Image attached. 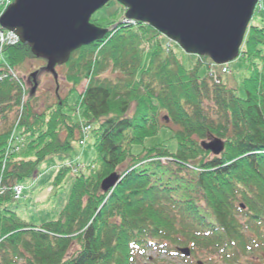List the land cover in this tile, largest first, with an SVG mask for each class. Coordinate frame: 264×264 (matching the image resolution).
<instances>
[{"label":"trees","instance_id":"obj_1","mask_svg":"<svg viewBox=\"0 0 264 264\" xmlns=\"http://www.w3.org/2000/svg\"><path fill=\"white\" fill-rule=\"evenodd\" d=\"M124 11L93 23L114 26ZM171 46L148 25L120 24L71 55L67 81L88 80L80 117L97 123L98 168L75 176L59 218L40 226L19 215L13 189L47 157L69 152L80 124L64 112L66 102L40 112L35 95L23 102L16 82L0 83V264H135L149 249L214 254L210 264H264V23L250 24L240 50L243 97L202 71L206 58L187 68ZM3 54L14 69L35 58L21 43ZM15 125L26 147L5 160L2 174ZM165 130L173 150L160 143L133 153ZM209 137L225 142L219 156L203 149ZM114 173L121 181L104 192Z\"/></svg>","mask_w":264,"mask_h":264},{"label":"water","instance_id":"obj_2","mask_svg":"<svg viewBox=\"0 0 264 264\" xmlns=\"http://www.w3.org/2000/svg\"><path fill=\"white\" fill-rule=\"evenodd\" d=\"M110 2L125 8L127 20L149 25L185 53L225 65L239 58L258 0H15L0 17V26L15 32L56 75L55 67L67 64L75 51L104 40L122 24L104 29L91 22ZM202 147L218 156L225 144L209 137ZM119 181L118 174L110 175L102 190L114 189ZM179 252L190 255L189 249Z\"/></svg>","mask_w":264,"mask_h":264},{"label":"rangeland","instance_id":"obj_3","mask_svg":"<svg viewBox=\"0 0 264 264\" xmlns=\"http://www.w3.org/2000/svg\"><path fill=\"white\" fill-rule=\"evenodd\" d=\"M3 1L4 0H0V17L4 14L7 8L15 2V0H10L9 2L3 4ZM109 4V7H104L93 15L91 19L92 23L93 20L97 21L98 19L102 25H106L110 21L117 19L116 14L122 10V6L112 2ZM125 13L126 10L124 11V15L120 16L119 14L120 22H136L133 20H127L125 18ZM263 23L264 0H258L250 24L255 26H263ZM167 40L172 44L171 47L179 49L180 57L187 68L195 66V64L199 62V58H206V60H204L205 62H201L202 71L207 73L209 78L212 77L215 79L217 78V75H219V78L215 79L217 83H219L220 80L224 86H226L228 89L234 90L238 96H244L242 80L246 72L245 65L241 60V54L237 60L231 63L225 65H216L208 57L187 54L177 43L172 42L169 39ZM19 43H21L20 39L15 32L5 30L0 26V83L8 79L16 82L20 87V92L24 98L23 102L29 99L30 95H35L38 99L36 107L40 112L56 106L58 103L66 102L67 106L64 107V112L70 115L71 119H75L76 121H74L76 123L80 124V129L76 130L75 132L76 139L74 140L72 149L69 150V152H62L57 155L47 157L46 160H44L38 167L37 175L33 179L26 180L15 186L13 189V199L16 202L15 207L17 208L19 215L27 222L40 226L46 222L59 218L62 209L68 202L69 193L75 176L84 172H89L88 168L91 165H95V168H98L96 167L97 156L94 148L95 141L93 132V129L96 127L97 123L94 122L90 125H87L80 117L81 109L79 98L85 92L88 86V80L82 79L76 86H73L66 79L68 74V70L66 68L67 64L56 66V75H54L47 71V61L41 58H36L34 55V59L28 60L20 68L14 69V67L8 63L7 58L3 54V50L8 46H15ZM168 45L170 48V44ZM145 49L148 50V46H145ZM33 74H37L35 79L32 77ZM113 75L115 76V74ZM105 76L109 77V74H106L103 77ZM35 84H37L36 88H34ZM34 89L35 91H33ZM23 105L24 104H21L20 111L23 110ZM15 112L16 111L14 109L12 112H10V114L8 113V121L10 123L15 122L16 120L17 115ZM164 117L165 115L163 113L160 114L159 119L161 122H164ZM3 125L4 122L2 120L0 121V129H2ZM21 133L22 131L18 129L17 125H15L8 141L6 152L4 154L2 174L4 173L3 171L5 169V160L14 154H21L22 150L26 147L25 139L21 136ZM60 136L62 139H64L67 136V131H61ZM160 143L168 145V147L173 150L175 142L171 132L165 130L159 137L147 140L143 146H134L132 151L134 154H139L143 152V147L149 148ZM211 154L216 156L212 152ZM163 162L165 163L166 161L163 160ZM62 170L63 172L68 171V175L63 177V182H59V184H57V177H59V174ZM2 177L3 175L1 178ZM5 192L6 189L2 190L0 187V197L4 196ZM74 250H76V246ZM189 251V256H185L183 253L178 251V253L181 254V256H179L174 252L159 253L155 249H149L144 256L136 257L135 264H210V262H208L209 260H218V257H215L214 254L206 255V253L203 252V255H205L204 258H206L203 260L201 259V256H193L191 255V250Z\"/></svg>","mask_w":264,"mask_h":264},{"label":"built area","instance_id":"obj_4","mask_svg":"<svg viewBox=\"0 0 264 264\" xmlns=\"http://www.w3.org/2000/svg\"><path fill=\"white\" fill-rule=\"evenodd\" d=\"M4 1H6V0H4ZM4 1L2 2L3 4L9 2L10 0H7L6 2H4ZM8 4H9V3H8ZM8 4H7V5H8ZM7 5H6V6H7ZM4 8H5V7H4ZM14 43H15V42H14ZM224 71H225V70H224Z\"/></svg>","mask_w":264,"mask_h":264},{"label":"flooded vegetation","instance_id":"obj_5","mask_svg":"<svg viewBox=\"0 0 264 264\" xmlns=\"http://www.w3.org/2000/svg\"><path fill=\"white\" fill-rule=\"evenodd\" d=\"M114 3H116V2H114ZM117 4H118V3H117ZM109 5H111V4H109ZM109 5H108V6H109Z\"/></svg>","mask_w":264,"mask_h":264}]
</instances>
